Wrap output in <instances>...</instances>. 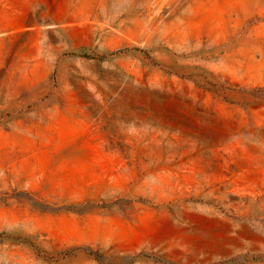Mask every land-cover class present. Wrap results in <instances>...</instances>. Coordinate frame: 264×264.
<instances>
[{
	"label": "rangeland",
	"instance_id": "1",
	"mask_svg": "<svg viewBox=\"0 0 264 264\" xmlns=\"http://www.w3.org/2000/svg\"><path fill=\"white\" fill-rule=\"evenodd\" d=\"M0 264H264V0H0Z\"/></svg>",
	"mask_w": 264,
	"mask_h": 264
}]
</instances>
